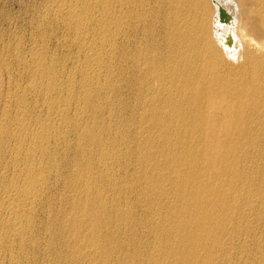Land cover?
<instances>
[{
	"label": "bare ground",
	"instance_id": "obj_1",
	"mask_svg": "<svg viewBox=\"0 0 264 264\" xmlns=\"http://www.w3.org/2000/svg\"><path fill=\"white\" fill-rule=\"evenodd\" d=\"M25 1L0 264H264V0Z\"/></svg>",
	"mask_w": 264,
	"mask_h": 264
},
{
	"label": "rangeland",
	"instance_id": "obj_2",
	"mask_svg": "<svg viewBox=\"0 0 264 264\" xmlns=\"http://www.w3.org/2000/svg\"><path fill=\"white\" fill-rule=\"evenodd\" d=\"M0 1H1V0H0ZM19 1H20V2H19ZM23 2H24V3L21 4V3H22L21 0H18V1H16V2H15V1H12V2H6V1L4 0V3H3V1H1V3H3V5H1V3H0V5H1V7H2V8L0 7V11H1V12H0V15H1V16H0V19H2V20H0V22H1V23L5 22V24H4V23H3V24L0 23V24L2 25V26L0 25V26H1V27H0V30H1V31H0V34H2L3 32L6 34V33L8 32V31L6 30L8 27L12 28L13 24L7 25V24H9V22H10V21L7 22V20H8L9 18H12V16H13L12 20H14V21H16V22H17V20H18V24H20V21H21L20 19H21V17L23 16L22 13H23V11L28 7V6H27V5H28L27 2H26L25 0H24ZM17 3H19V5H18ZM12 4H13V5H12ZM15 4H16L19 8H18ZM24 4H27V5L24 6ZM4 5H5L6 7H4ZM7 5H8V6H7ZM20 5H21V6H20ZM11 6H12V7H11ZM26 6H27V7H26ZM4 8H5V11L7 10V11H6V12H7L6 14H5V11L3 10ZM7 8L9 9V11H8ZM16 9H17V11L19 10L20 12H19V11L17 12ZM22 10H23V11H22ZM10 13H13L14 15L7 16V15H9ZM17 13H18V15H19L18 17H19L20 19L17 18V16H16ZM2 15H3V17H2ZM5 17H6V18H5ZM7 17H8V18H7ZM15 17H16V20H15ZM6 19H7V20H6ZM3 20H4V21H3ZM10 20H11V19H10ZM12 20H11V21H12ZM16 25H17V24H16ZM4 26H5V27H4ZM14 26H15V25H14ZM3 27H4V28H3ZM1 32H2V33H1ZM6 36H7V34H6ZM6 36H5V35H4L3 37L1 36V37L3 38L4 41L7 40V37H6ZM5 37H6V38H5ZM52 50H53V49H52ZM58 50H62V52H61V51H58ZM55 51H56V55H61L63 58L65 57L64 55L67 53V51H65V52H66V53H65L63 49H57V50H55ZM60 52H61V54H60ZM63 52H64V53H63ZM62 53H63V55H62ZM0 83H1V81H0ZM38 259H39V258H37V260H38ZM39 260H40V259H39Z\"/></svg>",
	"mask_w": 264,
	"mask_h": 264
},
{
	"label": "water",
	"instance_id": "obj_3",
	"mask_svg": "<svg viewBox=\"0 0 264 264\" xmlns=\"http://www.w3.org/2000/svg\"><path fill=\"white\" fill-rule=\"evenodd\" d=\"M219 16H220V19H225V13L223 12L222 9L219 10Z\"/></svg>",
	"mask_w": 264,
	"mask_h": 264
}]
</instances>
